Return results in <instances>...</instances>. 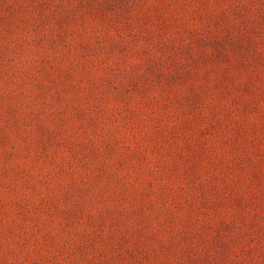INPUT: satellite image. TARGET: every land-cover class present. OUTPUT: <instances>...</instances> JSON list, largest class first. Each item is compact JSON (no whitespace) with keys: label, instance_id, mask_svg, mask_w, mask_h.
Wrapping results in <instances>:
<instances>
[{"label":"rangeland","instance_id":"374dc122","mask_svg":"<svg viewBox=\"0 0 264 264\" xmlns=\"http://www.w3.org/2000/svg\"><path fill=\"white\" fill-rule=\"evenodd\" d=\"M0 264H264V0H0Z\"/></svg>","mask_w":264,"mask_h":264}]
</instances>
